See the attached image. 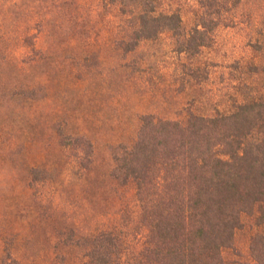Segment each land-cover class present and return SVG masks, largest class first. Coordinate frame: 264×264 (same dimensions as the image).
Wrapping results in <instances>:
<instances>
[{"label": "rangeland", "instance_id": "1", "mask_svg": "<svg viewBox=\"0 0 264 264\" xmlns=\"http://www.w3.org/2000/svg\"><path fill=\"white\" fill-rule=\"evenodd\" d=\"M163 1L194 25L195 0ZM117 13L101 0H0V264H12L8 253L21 264H89L87 232L123 213L137 221L134 185L110 171L112 148L134 139L140 116L211 115L264 87V0H241L192 60L167 33L130 53L107 47L130 31ZM80 135L95 156L76 177L60 140Z\"/></svg>", "mask_w": 264, "mask_h": 264}, {"label": "trees", "instance_id": "2", "mask_svg": "<svg viewBox=\"0 0 264 264\" xmlns=\"http://www.w3.org/2000/svg\"><path fill=\"white\" fill-rule=\"evenodd\" d=\"M101 1L116 5L130 28L107 47L130 53L167 33L173 52L191 60L213 44L217 28L233 22L241 2L195 0L196 20L186 29L181 9L163 0ZM193 72L203 81L202 65ZM60 144L78 167L76 177L91 168L95 146L88 137ZM112 158L110 178L134 185L138 217L123 213L115 224L87 232L89 264H264V87L211 115L142 114L134 139L115 145ZM138 223L147 228L140 244L131 238ZM241 231L248 233L242 246Z\"/></svg>", "mask_w": 264, "mask_h": 264}]
</instances>
